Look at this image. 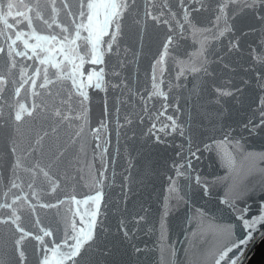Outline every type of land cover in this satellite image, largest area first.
Masks as SVG:
<instances>
[{
	"label": "snow or ice",
	"instance_id": "snow-or-ice-1",
	"mask_svg": "<svg viewBox=\"0 0 264 264\" xmlns=\"http://www.w3.org/2000/svg\"><path fill=\"white\" fill-rule=\"evenodd\" d=\"M0 39V153L8 158L0 167L10 172L0 178L7 188L0 202V264H29L30 241L36 242V264H132L133 256L153 250L155 264H178L170 218L181 204L191 206L197 190L209 194L195 167L205 152L224 170L215 181L223 188L218 211L227 210L231 219L209 220L194 207L183 220L185 243L207 245L206 235L222 234L202 255L210 264H245L257 236L264 239V187L257 195L251 183L260 177L264 185V0H0ZM129 52L133 62L141 54L152 62L146 95L139 84L135 93L141 112L123 117L130 159L121 200L113 202L115 231L106 224L107 209L101 210V170L94 194L71 197L79 219L66 220L61 235L41 226L37 207L64 203L41 202V196L57 191L61 177L53 170L71 161L54 142L46 148L45 140L58 138L61 127L78 125L76 136L84 132L89 90L132 92V80L122 76L131 66ZM174 88H188L183 105L171 95ZM114 107L119 125L120 107ZM107 127L101 121L90 129L97 142ZM256 141L262 150L251 147ZM107 144H96L101 169ZM161 178L165 196L153 211L148 185L154 190ZM136 187H142L139 196ZM153 236L150 249L145 238Z\"/></svg>",
	"mask_w": 264,
	"mask_h": 264
},
{
	"label": "water",
	"instance_id": "water-1",
	"mask_svg": "<svg viewBox=\"0 0 264 264\" xmlns=\"http://www.w3.org/2000/svg\"><path fill=\"white\" fill-rule=\"evenodd\" d=\"M3 40L0 39V44ZM129 59V64L131 65L126 69L122 76L129 77L132 83L129 85L132 89L130 93L127 89L123 90V95L118 92L109 91L104 92H94L89 90V94L92 97V102L89 107L88 114V124L84 126V132L80 136H76L75 133L79 131V126L74 125L72 128L61 127L59 131L58 138L53 136L52 140L46 138L45 145L46 148L49 143H53L60 148V150L65 151V155L68 160L71 161V166L68 167L67 164H62L58 169H54V173L61 177L60 186L55 193L50 191L45 192L41 196V202L56 203L58 200L64 201L63 204L59 205L58 208L52 209H41L37 207V213L41 220V226L52 228H58L60 234L62 235L63 230L66 227V220L71 221L73 215H76V219H79V215L76 214V204L71 200L72 196H75L78 200H83L86 195L94 194L98 184L95 181L98 178L99 171H104V195L103 201L106 203H101V210L104 212L106 208L107 211L104 213L107 216L106 224L112 230L115 231L116 218L118 215L117 208L113 207V202H119L121 200V178L125 174V168L127 166L126 161L130 159L128 143L125 141L123 132L124 124L123 117L132 113L133 119H135L136 114L141 112L139 104V96L136 95L137 84H139L140 92L144 93V85L149 78L151 73V56L140 55L137 62H133L131 59V52L127 54ZM30 63V62H28ZM241 64L246 63V61H241ZM91 66L85 65V72L89 70ZM188 87H191L189 85ZM162 90L168 91L167 87L161 86ZM24 92L22 90L21 95ZM171 95L177 97V100L181 105L184 103V98L188 97V88L179 89L174 88ZM131 96V100L129 97ZM105 99L107 100L108 115L105 117L104 106ZM193 100L195 97L192 98ZM120 101H124L125 104H119ZM11 99L8 103H11ZM204 103V101H201ZM134 105L135 108L128 107V105ZM119 105L120 112V123L117 124V116L115 113V107ZM159 107V105H156ZM5 114L7 115V107L4 108ZM171 112V109L169 110ZM101 121H105L108 127L101 133V140L97 142L94 139V134L90 129H96ZM147 125H141V127H146ZM120 129L119 135L117 129ZM140 129L137 128V131ZM128 135L131 136L132 133L129 131ZM107 140L108 151L104 153V162L107 165L105 169H101V159H100V149H96V144L100 143L104 145V141ZM252 148L259 151L261 149L260 141H256L251 145ZM95 149V153H94ZM95 155V158H94ZM135 155V154H133ZM168 155V153H164ZM5 154L0 153V161L7 160ZM47 162V161H45ZM135 161L133 160V163ZM6 167V165L4 166ZM4 167H0V178H4L10 175V172L4 171ZM195 167L198 168L202 179L207 180L210 184L209 194L204 196L200 190H197L199 194L191 200L190 207L183 204L179 206L178 215L174 214L170 218V235L169 242L174 245L178 251V264H210L206 258L202 255V251L205 247H210L211 244L215 242H222L224 239L222 234H217L215 236L209 237L206 235L208 240L207 245H203L202 240L197 241L194 246H190L185 243V235L183 232L184 224L183 220L186 216H191L194 207H200L204 209L209 217V220L215 218L217 221H228L231 219L227 210L223 213L218 211L221 208L219 200L222 198L223 188L215 183L218 177L225 175L224 170L219 166L218 159L215 154H209L207 152L202 154L201 160ZM245 168L247 165L244 166ZM65 171L68 173L67 179L63 178ZM260 177L251 179V183L256 187V194H261V188L264 185L260 184ZM7 183V180H4ZM142 187H136V195L139 196ZM7 191V188L0 185V202L5 200L3 193ZM30 191V190H25ZM148 192L151 193L150 204L153 211L162 207L163 197L165 196V186L163 178L158 179L155 184V189L153 190V185H148ZM148 192L144 193V199L148 200ZM123 207V204L120 205ZM81 211L86 209V206L80 205ZM87 223V220L85 221ZM205 224L208 220L204 221ZM36 230V229H33ZM47 239V238H46ZM149 240V248H152V243L155 241V237L145 238ZM262 238L260 235L257 236L256 242L253 246H250L246 253L245 264L248 263L250 258L256 252ZM35 241L29 242V264H36L35 262ZM50 258H51V254ZM156 253L155 251H150L148 255H141L140 257L133 256L132 264H155ZM83 264V262H82Z\"/></svg>",
	"mask_w": 264,
	"mask_h": 264
},
{
	"label": "trees",
	"instance_id": "trees-1",
	"mask_svg": "<svg viewBox=\"0 0 264 264\" xmlns=\"http://www.w3.org/2000/svg\"><path fill=\"white\" fill-rule=\"evenodd\" d=\"M247 264H264V239L260 242L256 252Z\"/></svg>",
	"mask_w": 264,
	"mask_h": 264
}]
</instances>
